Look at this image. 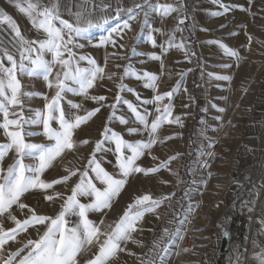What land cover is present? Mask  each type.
I'll return each instance as SVG.
<instances>
[{
    "label": "crops",
    "instance_id": "obj_1",
    "mask_svg": "<svg viewBox=\"0 0 264 264\" xmlns=\"http://www.w3.org/2000/svg\"><path fill=\"white\" fill-rule=\"evenodd\" d=\"M18 2L26 7L28 2L36 3V0ZM40 2L48 4V0ZM149 2L174 3L178 7L182 6V10L167 17H161L158 12H149L148 24L145 25L143 21L144 12L148 11L147 6L136 9L133 13L136 19L129 20L130 29L126 28L119 34L112 35V39L116 41L113 46L112 43L100 45V37L107 36V30L117 24L122 26L123 21L128 19L126 9L142 4L143 0H59L62 18L72 23L75 22L74 14L77 12H82L83 20L97 22L103 18L109 19V24L104 28L92 29L88 37L78 38V42L84 47L74 49L78 55L89 56L105 68V78L98 80L89 90V97L103 95L107 99L101 111L86 122V130L83 132L80 126L74 132V141L88 140L89 143L80 144L73 150H66L42 174L41 179L51 181L68 175V170H83L95 142L102 138L101 133L106 123L129 141L147 138L146 134L127 133V127H135L137 123L134 122L127 105L123 103L117 104L116 115H123L130 123L123 125L118 120L108 122L112 112L109 105L115 103L120 83L134 91L119 94L137 104L139 103L136 99L137 94L141 101L151 100L158 90L171 91L180 82L179 90L171 98L173 116L180 117V123H165L158 131V140H163V143L153 145L151 150H146L145 155L137 161L139 166L144 168H155L161 162L169 161L167 167L156 173L148 175L137 173L130 177L120 196L113 201L111 209L103 213H90L89 219L98 224L103 220L104 223L100 225L102 231H110L108 226L114 227L115 222L136 197L145 194L151 195L153 199L170 196V199L164 200L154 212L145 214L138 222L139 230L133 233L132 240L122 244L124 250L119 251L110 264H142V261L147 264L149 260L152 264H259L257 254L264 255V0H221L222 4L230 6L227 11H224L220 4H214L212 0H199L197 14L193 18L184 16L182 0ZM0 9L12 17L26 39L43 38L42 31L38 33L30 19L15 7L14 0H0ZM118 9L121 10L119 16ZM213 12L221 14L212 15ZM180 17L185 18V23L181 26L184 30L176 31L175 37L177 43L184 41L185 48H170L162 56L164 65L162 72L161 60L152 59L149 55L154 53L161 56L162 49L154 47L147 40V36L151 31L157 45L164 44L167 47L166 41ZM14 37L15 32L10 25L6 21L0 22V52L6 49L18 60L19 54ZM217 40L236 49L240 55L239 61L227 57L218 44L209 43ZM185 52L188 53L187 56ZM46 59L51 57L46 56ZM4 62L6 66H10L6 58ZM225 63L232 64V67L230 69L220 67ZM129 65L136 73L144 71L155 73L158 76L156 91L144 87V81L137 80L133 75L124 76L121 81L120 77L125 67ZM80 66L88 67L87 61H81ZM112 73L116 75L111 80L107 79ZM209 73L229 75L231 79L218 80ZM18 78L25 85V91L40 92L49 97L54 94L42 77ZM67 100L80 104L79 109H71L75 115L83 116L86 110L99 106L90 98L68 93L66 99L61 102L66 112L69 110ZM44 103L43 97L37 96L27 101V106L42 108ZM161 103H168V98ZM219 103L225 109L220 113L230 115L229 130L222 136L229 140V146L222 149L224 154L229 156L226 165L229 173L226 178L227 187L223 190L219 175L217 180L214 179L207 195L200 197L198 194L196 201L184 188L188 173L186 166L191 156L200 154L201 141L209 138L208 130L205 129L208 120L202 108L210 106L217 109ZM144 107H147L149 112L154 111L151 104L140 105V110L143 111ZM28 115L30 113L25 110V116ZM219 120L222 122L223 119ZM31 130L42 132V126H32ZM26 139L32 143H49L43 135ZM4 142L7 141L3 130L0 129V143ZM171 157L175 159H169ZM97 158L103 160V166L109 172L115 171L113 153H98ZM13 160L14 154L10 153L5 158L4 168L13 163ZM25 163L33 161L25 159ZM78 181L79 173L66 183L54 185L46 193L38 190L26 193L21 198L22 202L34 209L37 214L55 216ZM54 193H61V196L54 201L44 198L45 195ZM81 202L87 203L89 200L81 198ZM191 202L201 204L196 215L194 214L196 212L193 213L187 208ZM11 211L19 219L29 214L27 209L21 211L15 205ZM70 219L74 222L76 217ZM207 219L211 220L209 225L205 224ZM191 223L195 225L197 235L195 243L188 246L184 241V232ZM14 226L10 219L4 218L5 229ZM164 229H168L169 233H177L172 243H168L167 237L160 240ZM43 230L44 228L40 227L41 233ZM29 238H38L34 228L19 233L16 242L10 241L6 247L8 251H15ZM103 238L101 237V240ZM154 241L158 242L157 247H154ZM165 248L167 251H164ZM97 251V245L90 246V251L79 258L82 264Z\"/></svg>",
    "mask_w": 264,
    "mask_h": 264
},
{
    "label": "snow or ice",
    "instance_id": "obj_2",
    "mask_svg": "<svg viewBox=\"0 0 264 264\" xmlns=\"http://www.w3.org/2000/svg\"><path fill=\"white\" fill-rule=\"evenodd\" d=\"M214 4H220L224 11L229 9V5L222 4L221 0H212ZM15 7L24 13L31 21L38 33L42 31L43 38L29 40L21 33L18 25L13 21L3 9H0V22H7L15 32V46L19 54V59L10 54L6 49L0 52V129L7 142L0 143V264H82L79 259L86 252L90 251V246L97 245L98 251L83 264H110L119 251L124 249L122 244L132 240L133 233L137 232L138 222L143 219L146 213L154 212L164 200L170 196L153 199L149 194L138 196L128 205L127 209L115 222L114 227L109 225L110 231H102L99 224L89 219L90 213H103L111 209L113 201L120 196L129 178L137 173L148 175L159 172L160 169L167 167L169 161L161 162L155 168H144L139 166L137 161L145 155L146 150H151L153 145L163 140H158V131L167 124L180 123V117L173 116L172 97L180 88V82L171 91L159 93L151 100H140L137 94V101L134 104L130 100L124 99L120 92H133L125 84L118 85V93L115 96V103L109 105L112 109L108 117V122L118 120L120 124L128 125L130 121L123 115H116L117 104L127 105L135 127H127L129 134H146V139L141 138L129 141L124 136L105 124L102 138L95 142V146L87 160L83 170H68V175L58 179L46 181L41 179L42 174L49 169L53 162L66 150H73L80 144L89 143L88 140L74 141L75 130L95 116L103 108L107 97L103 95H93L89 97V90L92 89L98 80L105 78V68L89 56L78 55L74 49H81L83 44L78 42V38L88 37L92 29L104 28L109 24L108 18L93 22L83 20L82 12L74 14L75 22L72 23L63 19L60 12L59 0H48L44 5L40 0L36 3L28 2L23 6L18 0H14ZM147 6L148 11L144 12L143 24H148L149 12H158L161 17H167L171 13L179 12L182 6L178 7L174 3L151 4L149 0H143L142 4H136L133 8L126 9L128 19L123 21L122 26L117 24L108 29L107 36H101L99 44L105 45L116 41L112 35L119 34L123 29H130L129 20L136 19L133 13L136 9ZM107 7V5L105 6ZM121 10H117L119 16ZM213 12L212 15H220ZM185 23V18L180 17L172 34L164 44L157 45L151 31L147 40L152 45L162 49L161 56L151 55L152 59L161 60V71L163 72L162 56L170 48L184 49L185 43L181 40L176 42L175 32L183 31L181 27ZM160 31V29H155ZM122 38V37H121ZM251 39V38H250ZM216 43L223 49L224 54L229 58L239 61V52L220 41H209ZM123 47V45H121ZM35 54V55H33ZM187 56L188 53L185 52ZM194 55V53H193ZM50 56L51 59H46ZM5 58L10 66L5 65ZM87 61L88 67H81L80 62ZM224 69H230L232 64L225 63L220 65ZM116 74L107 76L111 80ZM133 75L137 80L144 81V87L156 91L158 76L155 73L144 71L136 73L131 65L125 67L121 81L124 76ZM218 80L228 81L229 75H219L209 73ZM41 78L46 82L47 87L53 90L54 94L50 97L46 94L34 91H25V85L18 77ZM186 90V89H185ZM79 95L90 98L99 106L91 110H86V114L75 115L71 109H79L80 104L67 100L69 110L66 112L62 101L66 99V94ZM42 96L45 103L42 108H31L27 106V101L33 97ZM168 98V103H161ZM153 105L154 111L149 112L147 107L140 110V105ZM25 110L30 115L25 116ZM223 112L225 109L220 108ZM11 117V118H10ZM151 117V118H150ZM219 118V117H218ZM56 125V126H54ZM32 126H42V132L31 130ZM43 135L49 143H32L26 138ZM171 137H165L170 139ZM108 147H105V145ZM114 145V147H113ZM111 152L115 156V171L109 172L103 166V160L97 158L98 153ZM10 153L14 154L13 163L4 168V161ZM25 159H31L33 163L26 164ZM169 159H175L171 157ZM207 166V165H206ZM79 173V181L72 187L69 195L60 206L59 212L55 216L37 214L34 209L22 202V197L30 191H41L46 193L54 185L66 183L72 176ZM91 173V175H90ZM100 186H97V185ZM61 193L45 195L48 201H54L60 197ZM81 198L89 200L82 203ZM17 206L21 211L28 210L25 218L19 219L12 214L11 209ZM191 211V208H189ZM10 219L14 227L5 229L3 227L4 218ZM76 217L73 222L70 218ZM40 227L44 230L41 233ZM29 228H34L37 233L36 239H27L15 251H8L7 245L10 241L16 242V237L21 232H27ZM227 235V233H225ZM101 237H104L101 240ZM167 237L168 243H172L177 237V233H169L168 229L163 230L160 240ZM182 239L183 237H179ZM154 247L158 242H153ZM167 251V248L164 249ZM5 252L7 256L5 257ZM259 264H264V255L257 254ZM162 259V258H161ZM142 264L144 262L142 261ZM152 264V261H147Z\"/></svg>",
    "mask_w": 264,
    "mask_h": 264
},
{
    "label": "rangeland",
    "instance_id": "obj_3",
    "mask_svg": "<svg viewBox=\"0 0 264 264\" xmlns=\"http://www.w3.org/2000/svg\"><path fill=\"white\" fill-rule=\"evenodd\" d=\"M159 79H161V76H159ZM158 92L163 93L165 91L158 90ZM218 102H220V99ZM220 108H222L220 103L217 109L210 106L202 108V112H205L208 120L205 129L208 130L209 138L201 141L200 154L191 156L186 166L188 173L184 188L190 192L191 197L196 201L198 194L200 197L207 195L208 190L213 186L214 179L217 180V176L219 175L221 176L223 190L227 187L226 178L229 176V173L226 165H228L229 156L224 154L222 149L229 146V140L222 136L225 133L227 134L229 130L228 121L230 115L220 113L218 111ZM199 114L201 115V109ZM220 118L223 119L222 122H219ZM85 127L86 123L82 124L80 129L84 132L86 130ZM79 141L82 140L79 139ZM200 207L201 204L199 202H191L187 206L188 210L191 208L193 213L196 212L194 213L195 215Z\"/></svg>",
    "mask_w": 264,
    "mask_h": 264
},
{
    "label": "built area",
    "instance_id": "obj_4",
    "mask_svg": "<svg viewBox=\"0 0 264 264\" xmlns=\"http://www.w3.org/2000/svg\"><path fill=\"white\" fill-rule=\"evenodd\" d=\"M198 1L199 0H182L183 2V10H184V16L186 18H193L197 14V8H198ZM211 223L210 219H207L205 221L206 225H209ZM196 227L194 224H189L184 232V241L188 246H191L196 241Z\"/></svg>",
    "mask_w": 264,
    "mask_h": 264
},
{
    "label": "bare ground",
    "instance_id": "obj_5",
    "mask_svg": "<svg viewBox=\"0 0 264 264\" xmlns=\"http://www.w3.org/2000/svg\"><path fill=\"white\" fill-rule=\"evenodd\" d=\"M262 192V191H261ZM262 195V194H261ZM247 256V255H246ZM246 264V263H245Z\"/></svg>",
    "mask_w": 264,
    "mask_h": 264
}]
</instances>
